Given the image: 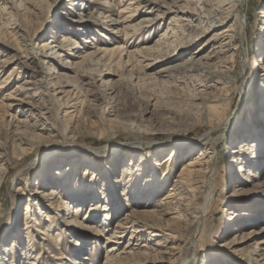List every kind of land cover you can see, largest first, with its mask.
I'll return each instance as SVG.
<instances>
[{
	"label": "rangeland",
	"instance_id": "rangeland-1",
	"mask_svg": "<svg viewBox=\"0 0 264 264\" xmlns=\"http://www.w3.org/2000/svg\"><path fill=\"white\" fill-rule=\"evenodd\" d=\"M185 5L183 0H0V264H264V187H252L235 200L231 193L241 180L234 182L238 163L229 162L231 142L252 140L259 127L262 81L253 64L264 0L247 2L244 65L237 59L233 83L221 92L229 100L215 106L216 115L200 101L195 79L162 72L184 57L146 68L160 53L157 41L172 14L138 26L156 19L163 7ZM188 7L195 9L193 3ZM60 33L70 46L58 54ZM109 106L114 113L104 112ZM226 114L230 122L212 132V138H221L202 146L215 150L218 160L198 224L185 213L163 214L189 153L177 143L197 141ZM99 148L111 151L86 156ZM255 174V185L263 183L264 168ZM153 178L147 191L136 188ZM101 190L109 207L88 213L93 200L105 205ZM58 201L77 206L75 213L55 211ZM105 213L108 236L130 215L155 228L133 233L128 224L117 244H107L93 234ZM233 213L239 216L228 221ZM69 217L83 230L67 227ZM160 229L172 233L161 235Z\"/></svg>",
	"mask_w": 264,
	"mask_h": 264
},
{
	"label": "bare ground",
	"instance_id": "bare-ground-1",
	"mask_svg": "<svg viewBox=\"0 0 264 264\" xmlns=\"http://www.w3.org/2000/svg\"><path fill=\"white\" fill-rule=\"evenodd\" d=\"M183 1L186 3L185 7H177L175 9L163 7L164 10L161 11L156 19L147 18L138 26L139 28L143 24L145 25L155 20L158 21L164 16L172 14V16L170 15L167 17L166 27H164L161 33V38L157 41V47L160 53L158 57L149 60L150 62L146 65V68L154 69L160 64L177 61L184 57L182 63H178L174 65V67H169L162 72L174 71L175 75L180 74L176 76L180 80L195 79L199 87L197 92L200 101L204 102L203 105H205V109L207 107L209 112L212 111L216 115L215 106L218 107L221 104L225 106V103L229 100L226 97L227 95H223L221 92L233 83L230 78L233 74L237 59L244 65L246 57L245 41L247 36L246 5L248 0ZM192 3L195 5L194 10H190L188 7V5ZM188 28H191V30L188 31ZM59 37L60 39L55 47V53H66V48L70 46L69 38L63 33H60ZM46 48L48 49V47ZM255 49L254 70L258 72L260 76L259 80L262 81V88L257 94L260 100V105L258 104L259 112L256 113L255 116L256 123L259 127L255 130L256 134L254 132V136L251 138L252 140L244 139L243 141H236L235 143L231 142V146H229V162L231 164L238 163V166L232 174L235 179L234 182L238 183L236 178L241 180V182H239L240 184L237 186L238 188L231 193V196L236 198L235 200L239 199L243 194H247L250 190H253L251 189L252 187H255V189L264 187V182L256 185L254 183V177H257L255 173L259 171V168H264V20L259 29ZM189 52L191 53L188 54ZM104 75L111 76L115 75V73L106 72ZM21 91L22 89L18 88V92ZM113 108L114 107L109 106L104 112L112 114L114 113ZM222 115L223 114H221L219 118H221ZM229 122L230 119L226 114V117H223L222 120L214 126H210L211 128L206 133L202 134L197 141L176 142V146L181 147L183 150H187L189 153L187 154V160L184 161L185 164L184 162L182 163L183 165L175 178L174 187L171 189L172 193L167 195V198L169 197L170 200L166 202L165 207H162L160 212L176 216H181L182 213H185L191 217L190 223H197L199 221L200 216L198 214L201 212L203 213L212 194L210 180L216 170V161L218 160V153L215 150L206 152V149L202 148V146H207L209 142L217 143L221 136L212 138V132H214L216 128L218 129ZM129 126H133V129L135 128L136 131L140 132L139 125L130 122ZM169 132L174 131L171 130ZM132 146L134 150L140 147L137 143ZM110 151L111 149L107 148L91 149L86 152L88 154L86 156L89 158L98 156L105 157ZM240 163H246L247 167L250 166L249 170H246L244 166L242 167ZM253 169L255 172H252ZM242 173H245V176L241 177ZM82 179L86 180V182H88L87 184L91 183V185L93 184L92 186H94L92 178L85 176ZM154 180L153 178L142 183L141 186L136 185V188L142 189L144 187L143 189L147 191L148 187L154 185L152 183ZM244 185H247L246 189L242 188ZM206 187H209V189L205 192L204 189ZM50 193L54 194V191ZM101 194L102 196L104 195L102 190ZM142 194L145 193L143 192ZM199 199L203 200L201 208L198 207ZM103 200H105V205H100L99 201L95 202L93 200L89 209H87L88 213H96L98 208L106 210L109 207V197L103 196ZM74 203L75 202H73V204ZM164 203L162 204L164 205ZM65 204V202L58 201L55 211L63 212L64 214L75 213L77 206L72 205L71 208H69ZM238 216L237 213H233L228 221H232ZM88 217H92V215L89 214ZM107 217L108 213L103 214L101 223L97 225V229L99 230L93 232V234L101 236L107 244H117L119 240L123 238L122 234L128 224L133 228V233L145 227L155 228L154 225L146 224V226L144 222L140 221L139 217L130 215L128 216L130 219L127 218L126 223L116 224L115 229H118L117 232L115 231L113 235L108 236L104 232L105 228L103 229V226H106ZM123 225H125V227H123ZM66 226L83 230L73 217H69ZM165 231L169 230L160 229L161 235L169 236L172 233L171 231ZM262 231H264V228ZM131 238L135 237L132 235ZM262 243L264 244V241H262ZM107 253L109 255L110 251H107ZM131 264H150V261L146 260L144 263L134 262Z\"/></svg>",
	"mask_w": 264,
	"mask_h": 264
}]
</instances>
